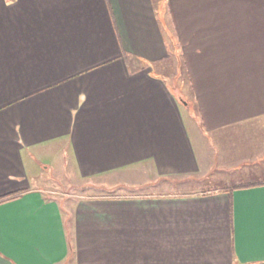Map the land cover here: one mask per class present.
<instances>
[{"label": "crops", "instance_id": "1", "mask_svg": "<svg viewBox=\"0 0 264 264\" xmlns=\"http://www.w3.org/2000/svg\"><path fill=\"white\" fill-rule=\"evenodd\" d=\"M0 264H264V0H0Z\"/></svg>", "mask_w": 264, "mask_h": 264}, {"label": "rangeland", "instance_id": "2", "mask_svg": "<svg viewBox=\"0 0 264 264\" xmlns=\"http://www.w3.org/2000/svg\"><path fill=\"white\" fill-rule=\"evenodd\" d=\"M176 82V79H175ZM178 85V84H177ZM176 85V86H177ZM185 85V84H184ZM187 85H185L186 88ZM187 89V88H186ZM58 170V176L56 175V171L49 172V178L50 181H46V194L48 197L56 198L59 202L67 201L68 198H74V197H82L87 195H121L127 196L131 195L130 193H138L141 188H135L132 186V184H126L121 182L119 185H100L97 186L95 183L101 182V180L93 179H85L83 181H79V179L74 176L73 174H65L66 170L60 167H56ZM61 171V172H60ZM55 178V179H54ZM66 182H64V181ZM171 182H175L174 180H170ZM111 181L110 183H112ZM227 183V180L225 178H221L220 176H214V175H208L206 178H200L199 180H194L192 178H189L188 181H186L185 185H178L173 184L169 185L167 183H160L157 188V192L159 193H166V192H172V193H189V192H199V191H205L207 189H212L213 187L217 186H223ZM142 191H147L146 189H143Z\"/></svg>", "mask_w": 264, "mask_h": 264}]
</instances>
